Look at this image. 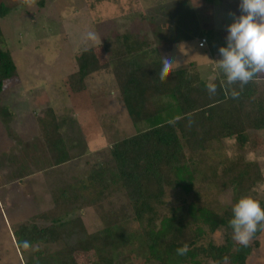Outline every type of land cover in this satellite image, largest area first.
I'll return each mask as SVG.
<instances>
[{
  "label": "rangeland",
  "instance_id": "374dc122",
  "mask_svg": "<svg viewBox=\"0 0 264 264\" xmlns=\"http://www.w3.org/2000/svg\"><path fill=\"white\" fill-rule=\"evenodd\" d=\"M1 4L9 8L0 18V28L18 80L7 83L0 93V109L3 111L5 105L10 108V123L22 146L10 142L0 124V264H24L37 247L21 251L5 228L3 216L9 218L12 230L27 221L42 227L56 219L82 217L91 235L110 224L139 233L144 224L133 219L132 204L124 192L99 195L102 188L97 184L87 186L97 165L111 162L108 145L63 165L47 166L38 117L51 107L61 121L75 119L76 106H91L96 116L101 114L98 124L109 146L133 135L138 129L121 117L125 110L109 68L92 73L84 91H70L66 79L76 69V55L92 47L102 51L105 45L112 48L119 35L135 34L149 42L148 61L167 54L175 61V68L193 59L214 57L226 41L232 14L239 15V0H0ZM88 32L96 35L95 41L85 39ZM201 39L207 42L204 47L198 46ZM110 108L113 112L120 109L116 116H109ZM91 125L94 128L96 123ZM62 132L73 153L78 154L82 147L78 135L65 124ZM259 135L260 140L251 135L245 146L231 138L212 141L191 159L196 173L193 190L167 189L157 217L189 203L223 213L243 196L264 200V133ZM10 201L15 205L7 208ZM38 215L48 217L36 218ZM226 237L234 241L230 228L214 233L206 230L201 242L220 245ZM257 239L259 245L253 247L246 264H264V230ZM48 247L54 251L59 246ZM90 257L78 255L79 264H92ZM118 259L120 264H156L144 263L138 242L124 248ZM202 263L216 264L209 259Z\"/></svg>",
  "mask_w": 264,
  "mask_h": 264
},
{
  "label": "trees",
  "instance_id": "16d2710c",
  "mask_svg": "<svg viewBox=\"0 0 264 264\" xmlns=\"http://www.w3.org/2000/svg\"><path fill=\"white\" fill-rule=\"evenodd\" d=\"M8 9L0 5V18ZM116 42L112 48L105 45L103 51L92 47L78 53L76 69L66 82L70 91L81 92L92 73L110 69L128 117L138 130L111 145V162L97 165L87 186L97 184L102 188L99 195L104 191L124 192L132 204L133 219L144 226L139 233H131L120 225L110 224L91 235L82 217L56 219L42 227L31 221L23 222L12 230L16 246L23 252L37 246L24 264H79L80 254L90 255L92 264H120L119 253L135 242L139 243L144 263L203 264L204 259H209L216 264H246L253 247L259 245L257 238L262 230L248 247L229 237L220 245L201 242L206 230L214 233L223 227L230 228L231 209L218 213L189 203L170 215L157 216L167 189L186 193L193 190L196 173L191 159L204 152L212 141L231 138L237 145L245 146L251 135L260 140L259 134L264 133V76L258 75L244 86L238 99H233L231 91L240 90L239 85H227L221 71L211 81L217 84V93L210 95L207 82L201 79L193 63L178 65L161 78L162 59L147 60L146 38L122 34ZM14 80H18V70L0 28V93ZM0 117L5 124L10 123L13 114L8 106L0 109ZM64 124L80 139L75 120L61 121L51 107L37 120L52 167L85 153L81 139L80 152L73 153L62 132ZM7 129L10 131L8 126ZM255 199L264 204V200ZM50 245L59 247L51 251ZM184 245L189 247L188 253L178 255L177 249Z\"/></svg>",
  "mask_w": 264,
  "mask_h": 264
},
{
  "label": "clouds",
  "instance_id": "9594fccd",
  "mask_svg": "<svg viewBox=\"0 0 264 264\" xmlns=\"http://www.w3.org/2000/svg\"><path fill=\"white\" fill-rule=\"evenodd\" d=\"M226 31L225 44L219 47V68L227 85H239L240 90L231 91V97L238 99L244 86L264 74V0H239V15L232 14ZM85 39L95 41L96 35L88 32ZM174 62L165 54L159 69L161 78L173 70ZM206 88L210 95L218 90L215 82L207 83ZM231 212L228 223L232 238L236 244L248 247L255 234L264 230V204L251 196H243L233 204ZM24 246L28 247L27 242ZM188 251L189 247L184 245L177 249V254L182 256Z\"/></svg>",
  "mask_w": 264,
  "mask_h": 264
},
{
  "label": "crops",
  "instance_id": "0c3cea01",
  "mask_svg": "<svg viewBox=\"0 0 264 264\" xmlns=\"http://www.w3.org/2000/svg\"><path fill=\"white\" fill-rule=\"evenodd\" d=\"M224 44H225L224 42L221 43V45H224ZM218 59H220L219 53L216 56L214 55V57H205V58H200V59H193V60H191L187 63H183L181 65L193 63L195 65L196 70L199 73L201 79L206 81L207 83H209V82L213 81L217 76H219V74L221 72V69L219 68ZM176 66H178V65H176ZM121 102H122V100H121ZM122 105L124 106L123 102H122ZM5 106H7V105H5ZM83 106L84 105L78 106V108L76 106V110L74 112V118H75L74 120H75V122L77 121L76 124L79 125L78 127H79L80 139L82 141L83 140L86 141L85 143L81 141V145L82 146L85 145V153L82 156H85L88 153H91V152L94 153L95 151L101 150L102 148L105 149V148H107L106 147L107 145H108V148H110L111 145L109 146L108 141H107V136L102 132V130L98 124L100 122L99 118H100L101 114L98 113L99 115L96 116L95 111H93L91 106H89L87 108L83 107ZM118 109H120V108H118ZM118 109H117V111L115 109V111L117 113H118ZM123 109L125 110L124 111L125 116H121V117L123 118V120L128 119L130 121L128 114L126 112L125 106L123 107ZM115 111L114 112L111 111V108H110V111H108L109 116L113 115V114L116 116ZM96 112H98V111H96ZM5 123L6 122L2 121V119H1L0 124H2V126L4 128V132H5V135L8 136L7 137L8 140L10 139L9 140L10 142L13 141L18 146H22L21 141H20V136L16 132V130L14 129L13 123H9L8 125ZM94 123H96L95 126L93 125L94 128H90L89 126H92L91 124H94ZM7 126L9 127L10 131H8ZM7 151L8 150H6L5 152H7ZM44 151L46 154H45V157L43 158V162L47 166L52 167L45 145H44ZM5 152H3V153H5ZM0 155H2V154H0ZM14 167H16V166L14 165ZM0 169H1V167H0ZM0 201H1V198H0ZM3 201L6 204L7 200L6 201L3 200ZM14 205H15V203L10 201L9 206H7V208L14 207ZM3 219H4L5 228L7 229L9 235L13 236V234L11 233L12 229H11V222L9 221V218L7 220V218H5V216H3Z\"/></svg>",
  "mask_w": 264,
  "mask_h": 264
},
{
  "label": "built area",
  "instance_id": "2783aa9c",
  "mask_svg": "<svg viewBox=\"0 0 264 264\" xmlns=\"http://www.w3.org/2000/svg\"><path fill=\"white\" fill-rule=\"evenodd\" d=\"M201 42H204V43H203V46H201ZM205 44H206L205 39H201V40L198 42V46H199V47H204Z\"/></svg>",
  "mask_w": 264,
  "mask_h": 264
}]
</instances>
